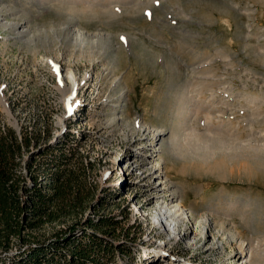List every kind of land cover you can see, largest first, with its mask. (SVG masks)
I'll return each mask as SVG.
<instances>
[{"label":"rangeland","instance_id":"1","mask_svg":"<svg viewBox=\"0 0 264 264\" xmlns=\"http://www.w3.org/2000/svg\"><path fill=\"white\" fill-rule=\"evenodd\" d=\"M109 1L0 0V124L74 136L81 219L115 217L101 240L127 247L111 264H264V0ZM51 62L79 78L67 105ZM170 194L189 212L174 234L155 223Z\"/></svg>","mask_w":264,"mask_h":264},{"label":"trees","instance_id":"2","mask_svg":"<svg viewBox=\"0 0 264 264\" xmlns=\"http://www.w3.org/2000/svg\"><path fill=\"white\" fill-rule=\"evenodd\" d=\"M21 126L16 130L0 124V264L116 262V253H126L125 242L112 246L101 239L105 233L115 235L118 220L81 219L94 196L87 183L92 165L75 149H65L63 143L74 136L67 132L49 143L50 130ZM41 140L44 147L33 151ZM71 221L92 232L75 234ZM63 224L68 231H54L50 239L38 235L45 227ZM124 232L129 237L131 230ZM14 246L15 253L8 256Z\"/></svg>","mask_w":264,"mask_h":264},{"label":"bare ground","instance_id":"3","mask_svg":"<svg viewBox=\"0 0 264 264\" xmlns=\"http://www.w3.org/2000/svg\"><path fill=\"white\" fill-rule=\"evenodd\" d=\"M34 1L38 4H41V3L47 2L48 0H34ZM102 1H106V3H107V1H109V0H102ZM80 37H83V35L80 34ZM56 72L60 73V72H58V70ZM59 77H60L59 78L60 88H62L66 92L64 102L67 105L70 102L69 97H72V98L75 97L77 92L80 89L79 78H78L76 72L71 68H67L63 75L60 73ZM86 81L87 80H84L85 83H86ZM160 134H161V132L156 133L154 136H157ZM214 145H215V143H214ZM209 148H211V147H209ZM199 149H201V148H199ZM195 155H197V154H195ZM157 168L158 167L156 166L154 168L153 173L151 174V177H155L156 180L159 178L158 177L159 170ZM188 215H189V212L185 209V207L181 203V201L177 200L175 198V195L170 194L168 197L162 196L161 201L159 202V208H158L157 212L155 213V223L159 227H161L163 230L170 232V234H174L177 227H179L180 222H183L184 220L188 219V217H189ZM200 219H201L200 223L203 224V230L206 231V229L210 226V220L206 216H201ZM243 251L244 250H242L241 253H243ZM153 254L154 255L151 256L153 259L152 258L150 259V261L152 260L151 261L152 263H153V261L163 260L162 258H160V254L158 251H155ZM144 257H145V259H148L149 255L147 254L145 256V254H144ZM243 259H244V257L242 258V261L240 264H246V260L243 261Z\"/></svg>","mask_w":264,"mask_h":264},{"label":"snow or ice","instance_id":"4","mask_svg":"<svg viewBox=\"0 0 264 264\" xmlns=\"http://www.w3.org/2000/svg\"><path fill=\"white\" fill-rule=\"evenodd\" d=\"M122 40H123V38H122ZM71 100H72V97H69V101H71ZM68 112H69V113L72 112V107H71V105H69V107H68Z\"/></svg>","mask_w":264,"mask_h":264},{"label":"water","instance_id":"5","mask_svg":"<svg viewBox=\"0 0 264 264\" xmlns=\"http://www.w3.org/2000/svg\"><path fill=\"white\" fill-rule=\"evenodd\" d=\"M14 127H16V124H12Z\"/></svg>","mask_w":264,"mask_h":264}]
</instances>
